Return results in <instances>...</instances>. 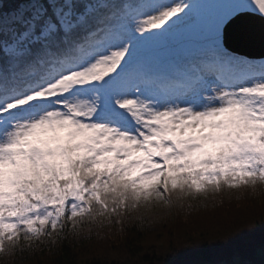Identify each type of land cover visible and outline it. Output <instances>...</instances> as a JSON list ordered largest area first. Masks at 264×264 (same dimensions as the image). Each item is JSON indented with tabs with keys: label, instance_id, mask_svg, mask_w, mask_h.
Masks as SVG:
<instances>
[{
	"label": "snow or ice",
	"instance_id": "obj_1",
	"mask_svg": "<svg viewBox=\"0 0 264 264\" xmlns=\"http://www.w3.org/2000/svg\"><path fill=\"white\" fill-rule=\"evenodd\" d=\"M257 47L264 0L0 11V253L264 186V59L241 51Z\"/></svg>",
	"mask_w": 264,
	"mask_h": 264
},
{
	"label": "trees",
	"instance_id": "obj_2",
	"mask_svg": "<svg viewBox=\"0 0 264 264\" xmlns=\"http://www.w3.org/2000/svg\"><path fill=\"white\" fill-rule=\"evenodd\" d=\"M31 0H0V11ZM47 3V0H42ZM260 60V59H259ZM90 237V238H86ZM264 186L208 191L182 206L141 208L124 221L42 238L0 264H264Z\"/></svg>",
	"mask_w": 264,
	"mask_h": 264
},
{
	"label": "water",
	"instance_id": "obj_3",
	"mask_svg": "<svg viewBox=\"0 0 264 264\" xmlns=\"http://www.w3.org/2000/svg\"><path fill=\"white\" fill-rule=\"evenodd\" d=\"M241 51L249 54L250 55L249 58H251V59L264 58V56L259 55L260 49L258 47L255 49L244 48V49H241Z\"/></svg>",
	"mask_w": 264,
	"mask_h": 264
},
{
	"label": "rangeland",
	"instance_id": "obj_4",
	"mask_svg": "<svg viewBox=\"0 0 264 264\" xmlns=\"http://www.w3.org/2000/svg\"><path fill=\"white\" fill-rule=\"evenodd\" d=\"M22 5H27V3L26 4H22Z\"/></svg>",
	"mask_w": 264,
	"mask_h": 264
}]
</instances>
